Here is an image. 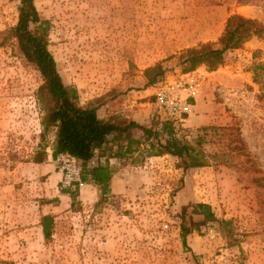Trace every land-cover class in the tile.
<instances>
[{
  "label": "rangeland",
  "instance_id": "obj_1",
  "mask_svg": "<svg viewBox=\"0 0 264 264\" xmlns=\"http://www.w3.org/2000/svg\"><path fill=\"white\" fill-rule=\"evenodd\" d=\"M34 1L51 23L50 51L64 83L81 106H100L101 118L150 126L154 116L165 119L161 83L179 87L173 97L183 100L193 87V111L176 125L186 140L201 138L208 166L184 172L172 156L112 160L103 202L93 184L64 187L62 156L33 162L43 79L16 40H5L20 0H0V264H264V38L230 52L216 71L184 73L176 59L217 44L232 15L264 25V0ZM159 63L165 77L145 89L146 71ZM191 203L230 221L233 239L214 224L185 246L181 213ZM49 214L56 224L46 241L41 219Z\"/></svg>",
  "mask_w": 264,
  "mask_h": 264
},
{
  "label": "trees",
  "instance_id": "obj_2",
  "mask_svg": "<svg viewBox=\"0 0 264 264\" xmlns=\"http://www.w3.org/2000/svg\"><path fill=\"white\" fill-rule=\"evenodd\" d=\"M50 26L48 20L41 18L34 0H20L18 22L5 34V40H16L20 53L43 79L37 91L42 115L41 146L33 156V162L42 164L50 156L54 160L65 155L77 159L82 166L83 183L97 186L102 202L112 192L113 159L144 162L147 158L169 155L178 160V167L184 172L208 166L201 138L194 143L186 140L179 135V128L173 121L154 116L151 125L144 126L136 121L101 118L100 106H81L77 89L64 83L57 61L50 51ZM254 37L264 38V25L256 19L232 15L227 19L217 44L208 43L189 49L176 58L177 63L184 73L202 66L216 71L224 65L230 52L241 49ZM166 71L163 63L148 69L145 89L162 80ZM136 131L141 133L140 136L135 135ZM95 158L99 161L92 165ZM64 193L74 197L72 191ZM74 204L73 201L72 206ZM196 217H200V220H196ZM181 219L185 246L190 235L208 225L217 224L225 237H234L231 222L219 219L209 204L191 203L183 207ZM55 224L53 215L42 217L41 227L46 241L52 240Z\"/></svg>",
  "mask_w": 264,
  "mask_h": 264
},
{
  "label": "built area",
  "instance_id": "obj_3",
  "mask_svg": "<svg viewBox=\"0 0 264 264\" xmlns=\"http://www.w3.org/2000/svg\"><path fill=\"white\" fill-rule=\"evenodd\" d=\"M161 90L158 94H156L157 102L160 105V108L164 110L165 119L170 120L173 122L183 121V115L186 113L191 112L194 106L188 105L187 99L193 96V92L191 91L194 89L193 87L186 88L185 91L189 93L187 98L183 100L180 96H174L173 94L177 93V88L171 87V85H167L166 83H161ZM179 91H181L179 89ZM188 108L191 110L189 111ZM163 119V118H161ZM63 158V185L69 189H79L85 187L86 183L82 181V166L81 163L69 156L65 155L62 156Z\"/></svg>",
  "mask_w": 264,
  "mask_h": 264
},
{
  "label": "crops",
  "instance_id": "obj_4",
  "mask_svg": "<svg viewBox=\"0 0 264 264\" xmlns=\"http://www.w3.org/2000/svg\"><path fill=\"white\" fill-rule=\"evenodd\" d=\"M149 90V89H148ZM148 90L147 91H144V93L145 92H148ZM195 108H197L196 106H195ZM198 111V110H197ZM194 113V112H193ZM195 117H197V116H195ZM206 117H208V116H206L205 114L202 116V115H200V116H198L197 117V120H196V118L195 119H193L195 122L196 121H199V119H206ZM189 119H191V117H189ZM188 120V119H187ZM137 123H139V122H137ZM197 123V122H196ZM148 124V121L147 122H144L142 125H144V126H146ZM163 157H171V156H169V155H166V156H163ZM158 158H161V157H152L151 158V160L152 159H158ZM113 160H116V159H113ZM112 161V160H111ZM61 177H62V175H61ZM113 179H114V177H113ZM113 179H112V183H113ZM97 187V186H96ZM113 187V186H112ZM92 188H94L93 186H92Z\"/></svg>",
  "mask_w": 264,
  "mask_h": 264
}]
</instances>
